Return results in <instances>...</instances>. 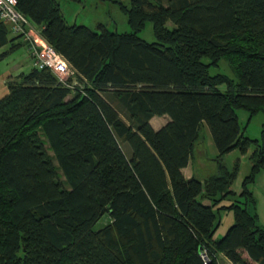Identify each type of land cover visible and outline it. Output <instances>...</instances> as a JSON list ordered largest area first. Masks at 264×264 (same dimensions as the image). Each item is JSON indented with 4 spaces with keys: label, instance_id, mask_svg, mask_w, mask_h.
I'll use <instances>...</instances> for the list:
<instances>
[{
    "label": "trees",
    "instance_id": "1",
    "mask_svg": "<svg viewBox=\"0 0 264 264\" xmlns=\"http://www.w3.org/2000/svg\"><path fill=\"white\" fill-rule=\"evenodd\" d=\"M109 1L128 33L70 25L56 0H15L76 85L33 67L5 82L0 264H264V229L246 190L264 167V122L249 140L235 113L264 116V0ZM146 22L152 43L136 36ZM23 45L0 23V61ZM220 60L234 80L208 74ZM160 116L168 121L154 131L148 122ZM204 127L217 171L185 179ZM250 146L244 202L217 208L237 171L220 158ZM213 207L232 214L219 239Z\"/></svg>",
    "mask_w": 264,
    "mask_h": 264
},
{
    "label": "rangeland",
    "instance_id": "2",
    "mask_svg": "<svg viewBox=\"0 0 264 264\" xmlns=\"http://www.w3.org/2000/svg\"><path fill=\"white\" fill-rule=\"evenodd\" d=\"M130 0H120L119 2L124 7H128ZM59 10L62 13L65 21L70 25L84 26L90 31L99 32L100 26L108 32L122 34L128 33L129 28L126 23V17L119 9L118 5L112 3L109 0H78L77 2L68 0H56ZM162 4L164 3L161 0ZM166 28L171 29V23L167 22L165 24ZM136 36L146 43L154 42V37L152 34V27L149 22L144 24V27L136 34ZM8 46L0 49V52L6 50ZM20 69V72L27 73L31 68V60L28 59L25 49L19 47L13 53L7 55L2 61H0V73L4 70ZM210 76L215 74H221L229 79L234 80V76L227 66L224 60H220L216 66H211L207 70ZM222 90V87L218 88ZM236 116L238 123L243 130V136L249 140H257L259 138L261 124L264 122V116L261 113H256L251 117L243 110H237ZM120 118L125 123L130 125L127 121L125 115L120 112ZM121 150L126 156L130 155L129 147L126 144H120ZM252 147L250 146L246 153L239 154L237 150H233L220 158L221 165L230 171L234 165L237 167V171L233 182L230 186V191L232 195L226 197V199L221 200L217 203V208L219 206H227L230 203H241L244 202V198L239 196L242 188V181L248 177L250 173V162L248 160L249 153ZM48 155L51 156V152L47 151ZM216 151L212 145L209 133L204 127L201 130V140L199 142V147L194 151L192 160L189 162L188 168L184 171L186 175L191 174V176L202 181L213 175L217 171V163L215 161ZM52 164L55 166V161L52 160ZM59 181L63 183V178L60 177ZM65 189L67 186L63 185ZM246 190L250 195L252 200V210L256 216V225L264 229V167L259 169L254 173L252 181L246 184ZM204 205H208L210 202L206 200H200ZM216 219L219 224L213 234L214 239H219L223 236L226 229L232 224V214L228 210L220 209L216 211L213 207ZM107 222V217L104 215L95 224L94 229H98L105 225Z\"/></svg>",
    "mask_w": 264,
    "mask_h": 264
},
{
    "label": "built area",
    "instance_id": "3",
    "mask_svg": "<svg viewBox=\"0 0 264 264\" xmlns=\"http://www.w3.org/2000/svg\"><path fill=\"white\" fill-rule=\"evenodd\" d=\"M15 4V0H0V23L12 35L21 37L33 68L47 69L62 84L66 79H71V85H76L74 72L61 56L41 39L28 21L16 12Z\"/></svg>",
    "mask_w": 264,
    "mask_h": 264
},
{
    "label": "crops",
    "instance_id": "4",
    "mask_svg": "<svg viewBox=\"0 0 264 264\" xmlns=\"http://www.w3.org/2000/svg\"><path fill=\"white\" fill-rule=\"evenodd\" d=\"M5 47V46H4ZM2 47V48H4ZM25 49V46H21ZM0 48V49H2ZM25 53L29 59V56L26 52V49H25ZM30 60V59H29ZM31 67L32 66V63H31ZM19 73H22L20 72V69L16 68V69H11V70H4L2 73H0V99L2 97H4L7 93V90H6V87H5V82L9 79H12L14 78L16 75H18ZM168 121V117L167 116H160V117H152L150 120H149V126L152 128V130L156 131L158 130L159 128H161L165 123H167ZM189 166V163L186 165L185 168H183L181 170V174L182 176L185 178V179H189L191 177V174H188L186 175L184 173V171L188 168ZM220 263L221 264H229L227 261H225L224 259H220Z\"/></svg>",
    "mask_w": 264,
    "mask_h": 264
}]
</instances>
